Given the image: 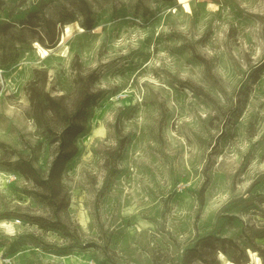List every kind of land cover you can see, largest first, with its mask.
<instances>
[{"label":"rangeland","instance_id":"374dc122","mask_svg":"<svg viewBox=\"0 0 264 264\" xmlns=\"http://www.w3.org/2000/svg\"><path fill=\"white\" fill-rule=\"evenodd\" d=\"M0 264H264V0H0Z\"/></svg>","mask_w":264,"mask_h":264},{"label":"bare ground","instance_id":"6f19581e","mask_svg":"<svg viewBox=\"0 0 264 264\" xmlns=\"http://www.w3.org/2000/svg\"><path fill=\"white\" fill-rule=\"evenodd\" d=\"M40 51L43 52L44 54L46 53V52L43 51V49H40ZM2 224H4V223H2Z\"/></svg>","mask_w":264,"mask_h":264},{"label":"trees","instance_id":"16d2710c","mask_svg":"<svg viewBox=\"0 0 264 264\" xmlns=\"http://www.w3.org/2000/svg\"><path fill=\"white\" fill-rule=\"evenodd\" d=\"M202 191H203V190H200V192H199V193H200V196L202 195Z\"/></svg>","mask_w":264,"mask_h":264},{"label":"built area","instance_id":"2783aa9c","mask_svg":"<svg viewBox=\"0 0 264 264\" xmlns=\"http://www.w3.org/2000/svg\"><path fill=\"white\" fill-rule=\"evenodd\" d=\"M16 221H19L18 219H16Z\"/></svg>","mask_w":264,"mask_h":264}]
</instances>
